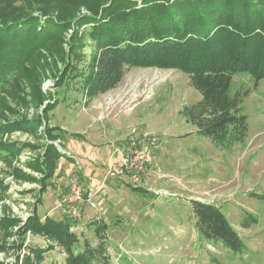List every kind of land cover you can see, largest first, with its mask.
I'll return each mask as SVG.
<instances>
[{"label":"rangeland","instance_id":"1","mask_svg":"<svg viewBox=\"0 0 264 264\" xmlns=\"http://www.w3.org/2000/svg\"><path fill=\"white\" fill-rule=\"evenodd\" d=\"M110 1L0 0V20L13 10L34 14L42 20L37 28L50 32L49 16L75 22ZM92 30L91 24L53 30L0 86V262L12 263L26 246H47L30 229L34 221L27 223L36 209L42 219L67 221L59 199L77 175L85 187L83 229L76 232L80 250L88 239L99 242L91 221L107 198L112 201L103 215L115 219L112 247L107 244L113 264H264V79L255 86L248 72L235 75L232 92L248 90L242 103L248 132L221 145L187 119L186 108L202 97L181 70L135 66L117 88L88 98L84 79L96 50ZM48 149L56 162H45ZM131 154L142 156L129 167L124 158ZM176 161L184 166L177 169ZM115 182L122 187L111 199ZM88 185L99 188L95 199ZM194 199L222 207L244 242L241 250L197 235ZM66 258L64 250L53 249L45 264H66Z\"/></svg>","mask_w":264,"mask_h":264},{"label":"trees","instance_id":"2","mask_svg":"<svg viewBox=\"0 0 264 264\" xmlns=\"http://www.w3.org/2000/svg\"><path fill=\"white\" fill-rule=\"evenodd\" d=\"M142 1L143 5L139 6L133 0H111L101 8L93 7L90 14L81 15L75 22H56L49 16L50 32L37 28L42 22L40 16L20 15L14 10L9 19L2 16L0 86H5L20 65L31 59L53 36V30L91 24L96 50L84 79L88 98L117 88L127 71L135 66L178 69L189 75L192 86L202 97L185 110L187 119L198 133L221 145L243 140L248 132V122L242 103L248 90L232 92V82L240 71L248 72L255 86L264 79V11L258 6L261 3L264 6V1ZM50 111L47 108L45 113ZM3 149L9 150L8 147ZM57 157L48 149L45 162L48 159L56 162ZM42 189L44 191L46 186ZM191 204L195 228L200 236L221 240L234 251L244 247L242 238L221 206L196 199L191 200ZM36 212L37 209L27 227L34 221L30 229L43 236L47 246H26L27 250L17 254L12 263L0 264H45L47 253L56 249L52 242L67 254L66 264H94L97 259L110 264L104 242L93 247L85 241L80 250L76 248L80 242L76 232L72 231L69 218L68 222L42 219ZM244 225L249 226V223ZM105 228L102 225L97 229L104 231Z\"/></svg>","mask_w":264,"mask_h":264},{"label":"built area","instance_id":"3","mask_svg":"<svg viewBox=\"0 0 264 264\" xmlns=\"http://www.w3.org/2000/svg\"><path fill=\"white\" fill-rule=\"evenodd\" d=\"M141 156L139 158L135 157V154H131L129 156H125L124 163L125 165L132 167L135 166L136 163L141 160ZM135 157V158H134ZM84 183L81 182L79 176L75 175L70 178L68 191L60 196L58 207L61 208L62 214L67 216L72 225V231L81 232L80 220L82 219V210H81V202H84ZM56 246V249H61L56 243H53Z\"/></svg>","mask_w":264,"mask_h":264},{"label":"crops","instance_id":"4","mask_svg":"<svg viewBox=\"0 0 264 264\" xmlns=\"http://www.w3.org/2000/svg\"><path fill=\"white\" fill-rule=\"evenodd\" d=\"M96 98V97H95ZM104 113V112H103ZM66 128L64 127L63 128V130H65ZM82 159H85V158H83V157H81ZM176 160H178V158L176 159ZM202 162H206V160H204V161H202ZM93 164H94V166H96V167H98V164L99 163H94V162H92ZM175 164V166H176V168L177 167H180V166H184V164L181 162V161H176V163H174ZM81 165V164H80ZM90 165H91V163L89 162V166L88 167H90ZM178 169V168H177ZM103 183H105L104 182V179L101 181V183L99 184V187H101L102 185H103ZM90 185V184H89ZM86 186V191L87 192H89V198H93V199H95L96 197H97V194L98 193H96V191L97 190H99V188L98 189H93L91 186ZM107 186V185H106ZM114 187H110L109 189H110V191L112 192V191H114V190H118V189H120V187H122L121 185H120V183L119 182H115V184L113 185ZM148 188H150V187H148ZM155 188V187H154ZM108 189V188H107ZM151 190H153V191H157V190H162V189H160L159 187H156V189L154 190V189H152V188H150ZM116 191H114V193H112L111 195H109V197L111 198V199H113V197L116 195ZM165 191H168V190H165ZM104 194V193H103ZM110 194V193H109ZM106 200H107V202H106V204H101V208H102V210L100 209H98V206H97V212L94 214V215H96L95 216V219L94 220H92L91 222H93V224H91V227H95V231H96V234H97V236L99 237V242H98V239H97V243H90V241H89V239H88V242L91 244V246H93V247H96V246H98L99 244H100V242H104V244H105V248H106V252H107V256H108V258H109V262H110V264H113L112 263V258H111V255H110V252H109V250H108V248L109 247H112V243H110V241H112V237H111V232H110V227H111V225L115 222V219H107V218H105L104 217V215H103V213H108V212H105V208L107 207V206H105V205H108L109 203H111V201L112 200H109V199H107V198H105ZM83 208V207H82ZM89 209H90V212L92 211V208H90L89 207ZM119 210V207H116V211H118ZM89 211V210H88ZM92 213V212H91ZM56 218V217H55ZM66 218H68V217H66ZM57 219V218H56ZM59 220H64V218L63 219H60L59 218ZM96 220H99V221H96ZM69 221H70V219H69ZM110 221V222H109ZM67 222H68V219H67ZM71 222V221H70ZM257 222H258V220H257ZM96 225V226H95ZM102 225H104V226H106V228L104 229V231H99L97 228L98 227H100V226H102ZM71 228H72V225H71ZM248 228V227H247ZM83 229V228H82ZM196 229V228H195ZM197 231V230H196ZM107 232H109L110 234H108L107 235ZM197 235H199V233L197 232ZM200 236V235H199ZM78 238H79V236H78ZM87 241V240H86ZM107 244H109L108 246H107ZM253 247H255V246H253Z\"/></svg>","mask_w":264,"mask_h":264},{"label":"bare ground","instance_id":"5","mask_svg":"<svg viewBox=\"0 0 264 264\" xmlns=\"http://www.w3.org/2000/svg\"><path fill=\"white\" fill-rule=\"evenodd\" d=\"M160 72V71H159ZM158 73V72H157Z\"/></svg>","mask_w":264,"mask_h":264}]
</instances>
